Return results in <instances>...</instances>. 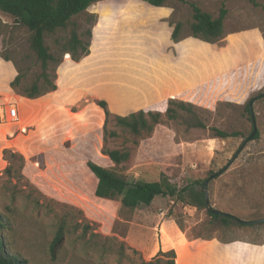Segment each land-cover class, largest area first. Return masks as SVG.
<instances>
[{
    "label": "rangeland",
    "instance_id": "rangeland-1",
    "mask_svg": "<svg viewBox=\"0 0 264 264\" xmlns=\"http://www.w3.org/2000/svg\"><path fill=\"white\" fill-rule=\"evenodd\" d=\"M128 1L136 0H101L86 9L96 18L91 26V52L83 61L84 67L89 63L88 72L75 71L74 80H61L70 66V57L64 54L56 69L59 92L47 97L58 106L34 120V125L22 116L20 122L26 132L7 147L21 154L23 160L12 158L11 178L0 169V213L12 226L3 234L8 250L26 258L27 264H144L154 260L159 250L169 249L175 252V264H191L192 249L196 257L206 240L264 243V221L225 227L212 221L205 208L174 202L167 196H156L150 205L129 210L117 199L94 195L96 180L87 161L114 169L130 182L154 181L161 175L178 187L202 182L224 167L249 135L252 124L245 104L264 91V0H167L170 14L166 21L182 22L183 33L191 21L190 3L213 16L221 6L227 10L224 34L212 44L218 51L213 75L179 98L143 109L161 112L160 122L149 134L136 136L116 125L113 118L104 125V116L92 126L83 124L82 113L77 112L95 100H105L102 93L110 87V80L95 82L94 76L110 78L131 62L149 66L163 59L164 51L149 44L156 34L154 24L163 20H149L144 11L133 12L130 8L138 5ZM85 17L82 14L77 19L80 30L88 26ZM252 30L259 34L263 52L258 58L233 62L236 54L231 42ZM158 37L162 38L161 32ZM0 54L20 65H24L20 60L23 54H30L29 62L35 58L29 47V32L2 12ZM220 56L225 57L221 62L217 60ZM130 69L135 84L132 89L143 79L139 69ZM141 88L139 84L137 89ZM170 99L173 102L169 103ZM167 107L174 109L173 118L166 115ZM252 108L257 136L249 139L227 168L206 185L213 208L244 221L264 217V96L255 99ZM214 127L236 135L214 137ZM44 128L58 142L39 145ZM110 149L127 150L129 157L115 167L104 153ZM12 189L16 199L14 210L9 212L6 206L11 203ZM60 222L65 235L51 258L48 243Z\"/></svg>",
    "mask_w": 264,
    "mask_h": 264
},
{
    "label": "trees",
    "instance_id": "trees-1",
    "mask_svg": "<svg viewBox=\"0 0 264 264\" xmlns=\"http://www.w3.org/2000/svg\"><path fill=\"white\" fill-rule=\"evenodd\" d=\"M98 1L101 0H0V12L11 16L14 23L23 26L29 32V47L35 56L33 62H29L30 54L21 55L20 60L24 65H20L19 61L6 54H0L4 60L11 61L16 70L15 77L10 81V87L15 93L33 99L54 91L56 89V69L62 62L63 55L67 53L73 61H78L89 53L91 26L96 18L93 13L86 12V9ZM142 1L153 6H165L167 0ZM190 7L191 21L188 23L187 32H182V22H168L172 27L171 39L176 42L186 36H192L209 43L218 42L224 34L223 21L227 10L221 6L217 15L213 16L195 3H190ZM82 14H85L88 26L80 30V23L77 19ZM47 40L50 42L48 43ZM94 102L104 113V125L109 118H113L116 125L136 136L149 134L160 122L161 112L139 109L127 115H117L109 111L105 100L99 99ZM170 102L173 100L170 99ZM245 110L248 112L247 104H245ZM174 112V109L170 107L165 110L168 118H173ZM198 125L202 126V124ZM212 131L214 137L222 139L236 135V132H227L216 127L212 128ZM111 134L115 135V132ZM256 136L257 133L252 138ZM104 153L115 164V167L129 157L127 150L110 149L104 150ZM2 155L7 161L3 172L7 178H11L14 171L12 158L19 157L22 161L23 156L7 147L3 148ZM86 166L96 180L94 195L102 199H117L126 209L133 210L140 205H150L156 196H167L174 202L190 204L199 209L205 208L202 192L204 180L180 187L172 183L165 175H161L154 181L130 182L114 169L91 161H87ZM9 198L11 203L6 206V209L12 212L16 199L13 189L10 191ZM208 215L212 221L220 222L225 227L247 225L229 213L211 214L208 212ZM5 220L0 213V264H27L26 258L8 250L3 231L7 228L11 230L12 226H10V221L8 223ZM177 225L181 228L179 223ZM64 232V224L60 222L48 243L51 258L55 257L56 248L61 245ZM144 264H175V252L173 249L159 250L154 260L144 262Z\"/></svg>",
    "mask_w": 264,
    "mask_h": 264
},
{
    "label": "crops",
    "instance_id": "crops-1",
    "mask_svg": "<svg viewBox=\"0 0 264 264\" xmlns=\"http://www.w3.org/2000/svg\"><path fill=\"white\" fill-rule=\"evenodd\" d=\"M128 4L138 5V7L130 8V10L133 12H147L149 20H163L161 24H154L153 31L155 30L156 34L153 33L149 44L153 48L164 51V56L158 64L152 63L146 66L145 64L131 62L127 69H122L124 71L116 73L110 78H101L102 76H98V74L93 77L95 82H101L103 79L110 80V87L102 95L110 111L117 115H127L137 109H147L158 105L169 98H179L194 86L199 85L200 80L207 81L213 75L216 66L215 58L218 55V51L212 49V44L214 43L205 42L192 36H186L176 42L173 41L170 37L172 27L166 21L169 17L170 9L166 6H153L142 0L128 1ZM151 9L153 12H150ZM160 32L162 33V38L159 39L158 33ZM242 37L236 43L231 42V45L235 46L233 51L236 55L231 53L235 63L241 60L247 61L250 57L258 58L263 52L262 40L257 32L252 30L249 34ZM219 50L223 52L222 47ZM86 56L78 61H73L69 58L70 66L64 70L61 80H74L75 71L88 72L89 63L86 64V67L83 65ZM224 59L225 57L220 56L217 60L221 62ZM137 61H140V59H137ZM61 64L62 62L57 69H59ZM133 66L142 72L143 83H140V81L135 88L131 89V85H135L132 83V76L129 75L131 73L130 68H133ZM15 75L16 70L12 62L0 57V169L6 165L2 157L3 148L13 146L16 143L22 134L19 128L24 126L23 123L15 124L3 121L2 116L7 115V107L15 105L19 116H24L31 125H34L32 124L34 120H38L42 116L45 117L47 113L53 112V109L58 106V103L47 99L49 95L53 97L59 92L58 76H56V89L54 91L30 99L15 93L11 89L10 81ZM139 84L142 85L141 89H137ZM64 99L62 100L64 101ZM77 113H82L83 124H89L90 126L97 124L104 116L102 109L93 102L84 106ZM41 133L43 137L39 145L58 142L57 137L55 135L52 136L53 134L49 129H45ZM35 136L38 137L34 135L33 138ZM191 264H264V243L206 240L201 245L200 250L197 249L196 257L195 250L192 249Z\"/></svg>",
    "mask_w": 264,
    "mask_h": 264
},
{
    "label": "water",
    "instance_id": "water-1",
    "mask_svg": "<svg viewBox=\"0 0 264 264\" xmlns=\"http://www.w3.org/2000/svg\"><path fill=\"white\" fill-rule=\"evenodd\" d=\"M264 96V91L261 92L260 94H258L257 96L251 98L248 103H247V108H248V113H249V117H250V121H251V124H252V130L251 132L249 133V135L242 141V143L240 144L239 148L237 149V151L235 152L234 156L229 160V162L224 166L222 167L220 170H218L217 172H213L210 174V176L208 178H206L203 183H202V192H203V196H204V201H205V209L211 213V214H224V212L218 210V209H215L213 208L210 204H209V199H208V193H207V182L209 179L219 175L223 170H225L227 168V166L230 164V162L235 158V156L237 155V153L239 152V150L244 146V144L249 140L251 139L255 132H256V123H255V115H254V112H253V108H252V104H253V101L259 97H262ZM241 222L243 223H255V222H259V221H264V217L260 218V219H257V220H252V221H244V220H241L239 219Z\"/></svg>",
    "mask_w": 264,
    "mask_h": 264
},
{
    "label": "built area",
    "instance_id": "built-area-1",
    "mask_svg": "<svg viewBox=\"0 0 264 264\" xmlns=\"http://www.w3.org/2000/svg\"><path fill=\"white\" fill-rule=\"evenodd\" d=\"M2 119L4 122H9V123H15V124H20L21 122V117L18 114L17 107L15 105H9L7 109V115L2 116ZM21 131H25L24 126H20Z\"/></svg>",
    "mask_w": 264,
    "mask_h": 264
}]
</instances>
